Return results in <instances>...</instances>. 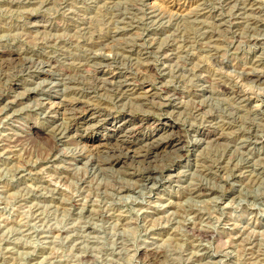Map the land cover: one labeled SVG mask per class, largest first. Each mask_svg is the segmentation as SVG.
<instances>
[{"label":"rangeland","instance_id":"1","mask_svg":"<svg viewBox=\"0 0 264 264\" xmlns=\"http://www.w3.org/2000/svg\"><path fill=\"white\" fill-rule=\"evenodd\" d=\"M71 100L183 145L110 163ZM0 264H264V0H0Z\"/></svg>","mask_w":264,"mask_h":264},{"label":"bare ground","instance_id":"2","mask_svg":"<svg viewBox=\"0 0 264 264\" xmlns=\"http://www.w3.org/2000/svg\"><path fill=\"white\" fill-rule=\"evenodd\" d=\"M13 52L14 51H6L2 54L9 55ZM129 78L128 76H124L125 80L119 84V96L123 94L126 88L131 91L136 90V84L132 82L131 79L129 80ZM60 103V109H62L63 112H70L72 115L71 123L69 122L70 125H66L68 126V131L73 130L76 135H80L81 132L87 134L89 129L98 127L102 124L106 132L105 136L99 138V142L94 146L96 149L94 150L96 151L95 155H105L110 159H108L110 163L122 159H129L138 164H144L146 167L143 170L146 171L142 173L148 178L152 176L151 174L156 170V166H149L146 164L147 162H158L161 158L171 155V152L180 149L183 145V139L179 133H175L173 124H169L167 129L164 128L163 133L158 134L156 132V127L155 129L152 127L149 132L141 133V126L149 122L148 117L138 119L131 113H123L121 116H118L117 119L109 123L110 118L113 116V112L104 107H98L80 100ZM168 130L170 132H168ZM167 148H169L168 151ZM144 255H146L145 257H147L150 262H153L156 257V254L153 252H144Z\"/></svg>","mask_w":264,"mask_h":264}]
</instances>
